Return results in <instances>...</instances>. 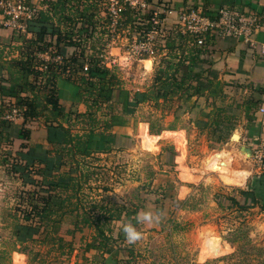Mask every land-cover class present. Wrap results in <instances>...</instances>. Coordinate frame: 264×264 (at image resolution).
<instances>
[{"label": "trees", "instance_id": "trees-1", "mask_svg": "<svg viewBox=\"0 0 264 264\" xmlns=\"http://www.w3.org/2000/svg\"><path fill=\"white\" fill-rule=\"evenodd\" d=\"M23 1L32 4L36 0ZM101 1L41 0L44 7L34 14L28 27L33 38L26 39L18 47L16 57L8 58L3 55V51L0 52V83L3 81L7 83V86L0 84V153L3 154L1 160L5 166L4 171L19 180L22 185L18 193L21 201L18 207L23 206L20 207L22 217L16 215L13 223L16 240L22 244L29 240H37L40 235L44 239L48 236L47 241L53 243L54 234L65 219L64 216L74 214L73 227L69 232L75 240L77 233L82 232L85 226L92 225L93 220L89 210V213L84 210L79 214V208L84 209V204L88 202L83 199L84 196L79 195L82 182H86L91 176L88 169L82 170L80 163L96 152L105 153L124 145L123 138L127 139L128 136L123 127L128 116L140 103L178 96L182 99L183 105L192 111L196 108L189 106L188 100L193 96H203L205 91L208 92L212 88L218 77L214 68H207L205 60L208 59L202 57L205 46H191L185 49V44L175 36L167 39L168 42L164 46L172 50L175 44H178L186 54L176 63L168 64L166 69L156 71L155 88L150 92L127 89L121 85L112 68L99 66L94 62L98 49H102L105 44L101 42V38L108 33L104 23L107 24L109 19L100 17L98 12L97 4ZM123 16L125 24L131 25L137 17L144 20L148 18L147 14L135 10H126ZM97 24L101 25L98 31L100 37L94 43L99 44L87 43L86 40L91 41L93 38ZM143 26H146L144 21L132 28ZM49 48L65 53L72 48V56L62 65L43 63L36 59V52H43ZM86 56L90 57L88 58L90 70L84 74L81 72L83 63L80 59ZM205 70L206 75L203 74ZM59 77L74 82V86L81 90L79 95L86 105L85 111L78 112L75 102L65 104L58 97ZM225 90L230 94L234 93V96L237 95V83L234 80L228 82ZM225 90L222 92L221 87L216 90L217 95L210 102L211 109L217 113L216 118L209 120L214 125V139L218 141L225 138L231 121L230 116L225 114V109H222V101L228 94ZM217 100L221 103L217 104ZM242 101L243 99L238 97L231 104H234V107L242 106L247 118L252 117L253 120L259 103ZM113 105L119 106V112L113 111ZM102 106L110 110L100 111ZM11 107L20 108L23 113V122L17 127L18 139L11 136L13 123L1 119V114ZM209 112L206 114L208 118ZM221 112L224 114L220 116ZM79 119H87L88 126L79 135H74L70 127ZM32 128H38V132L43 133L40 138L44 142L31 141L34 133ZM168 150L170 152V149ZM19 153L22 155L19 156ZM51 155L57 156V159L50 157ZM169 162L167 159L166 164ZM41 164L43 166H40ZM62 166L67 168L62 171L60 169ZM261 178L260 181L263 180V176ZM260 181L258 180L257 184H260ZM156 188L159 187L156 185ZM167 190L161 189V193L154 201L157 212L167 213L173 204L179 202L174 193ZM220 200L227 201V206L228 203L236 205L237 210H246L256 205L258 201L254 188L239 189L237 195L230 197L219 196L217 201ZM99 209L100 213L95 218L97 220L94 226L95 233L88 241V248H93L101 254H110L115 264H131V258L135 256L132 246L120 247L121 244H114L119 241L124 243L126 240L122 227L116 236L106 233L104 228H109V223L113 220L136 224V217H132L135 216V211L108 201L102 202ZM82 239L83 235H80L78 240L83 242ZM113 251L122 255L116 256Z\"/></svg>", "mask_w": 264, "mask_h": 264}, {"label": "rangeland", "instance_id": "rangeland-1", "mask_svg": "<svg viewBox=\"0 0 264 264\" xmlns=\"http://www.w3.org/2000/svg\"><path fill=\"white\" fill-rule=\"evenodd\" d=\"M103 4L105 6V3ZM100 11V16L105 17V10L100 9ZM98 31L100 28L96 29L90 42L94 43L100 37ZM175 35L172 33L168 38ZM117 36L119 41L112 44V48H115L113 52L110 50L114 62L106 61V65L116 73L121 85L131 91L153 90L156 71L166 69L168 64L177 62L180 54H186L182 53L183 48L178 44H175L172 50L163 47L168 42L167 38L158 37L155 41V53L138 58L130 51L133 37L131 39L127 37L125 40L122 38L124 35ZM104 38L106 39L107 36H102L101 42ZM185 47V49L191 48L186 45ZM2 51L4 49L0 48L1 53ZM11 51L8 48L3 55L9 56L12 54ZM145 60H151L149 69H146ZM0 84L5 86L7 83L3 81ZM57 88L58 97L65 104L75 102L78 112L85 111L86 105L79 95L81 90L74 86V82L59 77ZM216 103L220 104L221 101L217 100ZM228 105L225 106L223 102L222 109L230 110ZM183 106V101L178 96L157 101L151 99L140 103L128 116L127 123L123 127L128 136L123 140L124 145L120 148H112L103 154L94 153L80 163L82 170L88 169L91 176L89 180L82 182L79 195L84 196L83 199L88 202L84 204V209L79 208V214L89 210L88 213L93 220L92 225L85 226L82 232L77 233L75 240L69 232L72 230V218L75 214L64 216L65 219L54 234L53 243L47 241L48 236L44 239L42 235L38 236L37 240H29L23 244L16 240L13 223L16 215L22 217L20 207L23 206L18 207L21 203L18 193L22 185L19 180L4 171L5 166L1 160L3 154L0 153V264H11V262L12 264H115L110 254H101L87 246L88 241L92 239L91 235L95 233L94 226L97 222L95 218L100 213L99 206L105 201L134 210L135 216L132 217H136L142 210L159 214L158 221L154 220L151 225L134 224L137 230L144 234L141 241L136 244H129L126 240L124 243L120 241L114 243L121 244L120 247L132 246L135 256L131 258V264H264L263 202L257 201L256 205L246 210H237L236 205L228 203L227 206V201H217L219 196L237 195L239 189L254 188L258 199L264 197V171L256 169L249 153L248 157L241 159L240 162L236 160L235 163L237 165L240 163V168L248 171L244 183L239 186L215 180L212 172L206 173L198 180L182 181L179 177V164L176 163V156L182 145L181 140L176 138L178 132H163L179 130L184 133L183 145L187 152L184 165L194 169L201 167L202 160L213 151L227 148L232 152H238L239 145L246 147L250 139L249 131L254 133L256 123L252 122L251 118V121L244 120L237 111H233L232 114L225 113L231 118L230 126L225 138L218 141L214 139V125L209 120L216 118L217 113L210 109L209 111L212 112H209V118L206 116V120L204 117V124L196 126V123L188 122V113L190 114L191 111L187 108L182 111ZM112 109L116 112L120 110L118 105H113ZM108 110L110 109L105 106L100 109V111ZM88 122L87 119H79L70 127L71 132L79 135L88 126ZM39 123H42V119ZM140 123L144 125L146 134L147 132L159 134L157 148L154 151L146 150L144 139L138 136L137 126ZM17 126L19 127L20 124L12 126L13 137L17 136ZM182 128H185L186 132ZM32 129L34 133L31 141L44 142L40 138L43 133L38 132V128ZM235 131H238L239 138L231 143ZM50 157L57 159V156ZM167 159L170 161L169 164H166ZM66 168L62 166L60 169L64 171ZM233 168H236L235 165ZM262 176L263 180L260 181ZM258 180L260 184H257ZM156 185L159 188H156ZM182 188L185 190L181 191ZM161 189L173 192L174 197L180 202L173 204L167 213L157 212L154 206ZM89 201L92 203L90 204ZM126 223L128 221L123 223L121 220H113L109 223V228L104 230L116 236L120 227ZM204 230H212L211 232L217 235L224 246H227L225 252L219 254L211 250L205 253L204 258H200L201 247L198 235ZM80 235H83V242L78 240ZM21 250L24 251L20 252ZM113 254L122 255L117 251H113Z\"/></svg>", "mask_w": 264, "mask_h": 264}, {"label": "built area", "instance_id": "built-area-1", "mask_svg": "<svg viewBox=\"0 0 264 264\" xmlns=\"http://www.w3.org/2000/svg\"><path fill=\"white\" fill-rule=\"evenodd\" d=\"M103 3H105V6H103ZM97 5L99 16L101 14L100 9H104L105 17L109 19L107 24L104 23V27L108 31V33L104 34L107 36L106 39H103L105 44L94 58V62L99 66L103 65L110 68L106 65V61L114 62V59H111L112 53L110 50L112 49V44L119 41L117 39L119 36L117 35H124L122 38H125V40L127 37L130 39L133 37V46L130 47V51L138 58L151 56L155 53V41L158 37L168 39V35L175 33L186 39L191 46L197 45L203 47L205 46V35L214 31L220 37L231 36L242 41L246 47L256 49L264 57V43L258 44L252 38L254 32L264 31V13L262 15L257 14L259 16L253 13L245 15L230 9L220 8L217 20H211L209 17L192 10L179 11L176 14V22H173L171 26L163 24V17H166L171 12L164 3H151L147 0H102ZM43 7L41 0H36L32 4H27L23 0H0L2 26L10 30L13 36L19 39H28L32 36V32L28 29L29 24L33 20L34 14L39 9H43ZM126 10L140 11L147 14L148 18L144 20L137 17L132 25L130 23L125 24L123 12ZM261 19H263L262 23L260 22ZM143 21L146 23V26L132 28V26L136 27L137 24ZM98 28H101V25L97 24L96 29ZM86 42L90 43L88 40ZM163 47L165 46L163 45ZM87 48L88 45L86 46ZM72 50V48H69L65 53L59 52L54 48H49L43 52H36L35 56L36 59L43 63L52 62L62 65L72 56ZM88 58L90 57L86 56L84 59H80L82 60L81 63H83L81 72L84 74L90 70ZM1 119L11 123H22V110L11 107L1 114ZM254 122L257 123L260 132L250 137L247 146L249 145L256 169L264 171V94L261 96V101L254 114Z\"/></svg>", "mask_w": 264, "mask_h": 264}, {"label": "crops", "instance_id": "crops-1", "mask_svg": "<svg viewBox=\"0 0 264 264\" xmlns=\"http://www.w3.org/2000/svg\"><path fill=\"white\" fill-rule=\"evenodd\" d=\"M159 3H164L166 7H168V9H170L171 11L166 17H163V22H164L163 24H167V25H171L170 23L176 22L177 20L176 14L179 11L192 10L203 16L209 17L211 20H217L218 11L220 8L230 9L245 15L251 13L256 15L257 14L262 15L264 13V0H160ZM260 22L262 23L263 19H261ZM175 36L178 37L176 39L181 40V43H184L186 46L191 47V44L188 43L186 39H184L183 37L177 34ZM30 38H33V35ZM170 38L171 37H169L168 39ZM252 38L256 40L258 44L264 43V31L262 30V31L254 32L252 34ZM26 39L27 38L19 39L13 36L10 30L4 28L2 26V15L0 13V48L4 49L3 52H6L8 48L12 50L11 51L12 54L9 55L8 58L10 56L12 57L17 56L18 54L17 50L18 47L20 46V42L23 43ZM204 41H205V51L202 57L203 59H208L205 60L207 63L206 64L207 68L209 67L214 68V70H216L218 73V77L214 82L212 88H210L208 92L205 91V94L203 96L201 97L193 96L188 100L187 103L189 104V106H193V108H196L197 111L199 110L197 113H195L194 112L195 109H193L190 112V114L188 113L189 116L188 122L191 123L194 122L196 123V126H198V124H204L205 118L207 116L206 114L209 112V110L212 107V105L210 104L211 99L215 97V95H217L216 90H219L221 87L223 92L226 89V84L233 80L237 83L238 94L234 96V93L232 94L229 93L231 89L229 91L225 90L228 94L225 95V98L223 99L224 101L222 102H224L225 106L229 104L228 109H230V110L225 109V113L232 114L233 111L234 112L237 111L240 114V116L244 118V120L251 121L252 117H250L251 119L247 118V114L244 113L242 106L234 107V104L231 103L236 101L238 97H241L243 101L245 100L248 102L256 101L257 103H260L261 96L264 94V57L260 55L256 49H251L249 47H246V45L242 41H239L238 39L231 36L220 37L215 33V31L211 33H207L205 35ZM193 46L196 47L197 45H193ZM113 49L115 48L111 49L112 52ZM182 53H186V51H183ZM182 56L183 55L180 54L177 60H179ZM148 61H150L149 67H151V60ZM188 62L189 61H186V63ZM202 69L204 70L203 67ZM206 73H207L206 70L203 71L204 75H206ZM5 86H7V84H5ZM183 107L184 108H182L181 110L185 111L186 107L185 106ZM202 119L204 121H202ZM252 122H254V115ZM14 124L18 125L20 123L17 122V123H13V125ZM138 126H137V130H138ZM254 126L256 127V129L253 132L255 134L259 133L260 128L258 127L257 123ZM143 129H144V133H146L145 132L146 129L144 127ZM182 129L186 132L185 128ZM165 131L178 132V137L176 138L178 140H181L182 145L180 148V152L176 156V163L179 164L177 162V158L179 155L185 156L184 158L185 161L187 152L185 149V145H183V143L185 144L184 133L179 130H164L163 132ZM254 133L252 134L249 131L250 137L255 135ZM147 134L150 133L147 132ZM151 135H153L157 140L159 134H151ZM247 137H249V135ZM13 138L18 139L17 137H13ZM142 138L144 139L145 141L144 143L146 146V139L144 137ZM156 140H155L154 150L157 148L158 140L157 141ZM241 146L242 145H239L238 148L240 149ZM246 148L250 150L249 145L248 146L246 145ZM96 153L103 154L102 152H96ZM21 155L22 153L21 154L19 153V156ZM40 166H43V164H41ZM178 170H179V166H178ZM255 196L258 202L260 203L263 202L264 204V197H260L258 199L257 195ZM237 198L239 197L237 196Z\"/></svg>", "mask_w": 264, "mask_h": 264}, {"label": "bare ground", "instance_id": "bare-ground-1", "mask_svg": "<svg viewBox=\"0 0 264 264\" xmlns=\"http://www.w3.org/2000/svg\"><path fill=\"white\" fill-rule=\"evenodd\" d=\"M146 68L149 69L150 61H145ZM143 125L138 126V136L146 139V150L154 151L156 138L151 134L144 133ZM239 138L238 131L233 132L231 143H234ZM233 150V149H232ZM250 150L246 147L241 146L238 152H232L227 148H221L220 150L213 151L208 154L201 162V167L190 169L184 165L185 156L179 155L177 162L179 163V176L183 181L198 180L204 174L208 172L214 173V179L224 184L230 185H241L244 183L245 178L248 174L246 169L240 168V163L235 164L237 161L240 162L245 157H248ZM251 155V153H250ZM237 160V161H236ZM235 165L236 168H233ZM204 177V176H203ZM210 179V178H206ZM185 188H182L184 191ZM212 231V230H211ZM209 230H204L199 233L201 257L204 258L205 253L208 251H214L215 253L225 252L224 244L217 237L215 233Z\"/></svg>", "mask_w": 264, "mask_h": 264}, {"label": "clouds", "instance_id": "clouds-1", "mask_svg": "<svg viewBox=\"0 0 264 264\" xmlns=\"http://www.w3.org/2000/svg\"><path fill=\"white\" fill-rule=\"evenodd\" d=\"M159 214L152 211H140L136 215L137 224H147L151 225L154 220L158 221ZM122 231L124 233L125 239L129 244H136L144 238V234L141 231H138L137 228L131 223L128 222L122 226Z\"/></svg>", "mask_w": 264, "mask_h": 264}]
</instances>
